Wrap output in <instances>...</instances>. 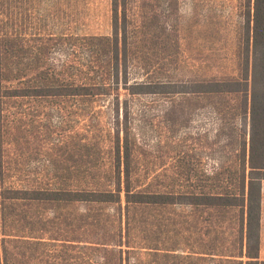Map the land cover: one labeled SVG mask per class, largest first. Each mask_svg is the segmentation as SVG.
Wrapping results in <instances>:
<instances>
[{
    "label": "rangeland",
    "instance_id": "1",
    "mask_svg": "<svg viewBox=\"0 0 264 264\" xmlns=\"http://www.w3.org/2000/svg\"><path fill=\"white\" fill-rule=\"evenodd\" d=\"M117 11L132 82L221 81L239 78L247 63L253 1L126 0ZM112 22L111 0H0V33L15 38L14 44L9 39L1 47L7 51L15 46L12 62L18 67L78 66L77 57L88 49L83 40L112 38ZM127 100L134 119L133 133L140 143L139 175L155 191L197 192L205 185V175L235 161L237 146L227 144L236 142L235 136L228 134L232 127L242 125L237 118L239 98L200 95L189 101L177 99L175 111L168 109L170 100L161 96ZM73 102L43 105V110L34 107L30 118L34 123L27 138L4 147L8 155L3 174L6 185H75L83 153L78 143L87 136L86 141L97 144L100 152L95 160L96 174L101 175L109 162L110 113L98 112V105L95 110L88 107L86 112L95 113L88 119L95 127L87 130ZM21 106L26 109L31 104L23 102ZM230 107L238 110L235 119ZM3 215L0 239L2 234L8 236L6 264L115 263V253L94 250L113 235L111 209L11 202L5 204ZM208 215V211L185 206L137 212L132 231V246L137 249L129 255V263L212 264L192 260V252L217 249L226 256L234 254L230 224H213L212 231L219 228L218 238L208 235ZM97 219L105 223L96 227ZM92 222L96 223L86 226ZM25 236L29 242L17 240ZM261 257L264 259V248ZM219 262L231 264L226 259Z\"/></svg>",
    "mask_w": 264,
    "mask_h": 264
},
{
    "label": "trees",
    "instance_id": "2",
    "mask_svg": "<svg viewBox=\"0 0 264 264\" xmlns=\"http://www.w3.org/2000/svg\"><path fill=\"white\" fill-rule=\"evenodd\" d=\"M111 1L113 37H90L83 40L88 49L77 57L81 62L78 66L41 65L32 69L30 66H14L15 46L4 51L1 43L11 39V44H14L15 38L0 33V224L4 225L5 222V204L11 202L76 204L91 209H111L114 211L113 221H110L113 235L104 239L105 243L96 244L94 250L105 255L115 253L114 264H130L129 255L137 249L132 246L135 214L158 207L185 206L209 212L205 219L209 228L208 235L212 233L218 238L219 228L212 231L211 225L228 222L235 239L234 254L226 256L217 249L197 250L192 252V260L212 264H220L219 260L222 259L231 264H264L258 256L261 183L264 181V0H249L253 1L252 29L247 42V63L241 69L239 78L191 82L157 80L148 83L132 82L129 79L131 68L128 65L127 42L126 37H121L119 33L117 14V9L125 5L126 0ZM200 95L240 99L237 118H240L243 127H232L228 134L232 138L235 136L236 142L227 144V147L233 144L237 146L233 151L235 161H229L228 165H221L210 175H205V185L197 192L155 191L154 186L143 183L139 175L140 143L133 133L134 119L127 99L161 96L170 100L168 109L175 111L178 107L175 102L177 99L189 101ZM61 101H74L77 104V111H80L87 130L95 127L88 120L95 113L86 112L88 107L95 110L98 105V112L110 113L112 126L108 137L109 162L105 170L97 176L98 163L95 156L100 152L97 144L86 141L87 136L78 143L83 153L80 152V173L74 181L75 185L68 182L40 188L6 185L3 180L7 162L4 160L8 157L4 151L5 145L27 138L25 136L30 134L31 123H34L30 120L34 107L43 110V105ZM23 102L31 106L26 109L20 107ZM237 109L230 107V111L234 112L231 117L237 116ZM16 133H20L18 139ZM213 217H216L215 221ZM95 223H86V226ZM104 223L97 219L96 227ZM1 236L0 264H6L5 238L8 236ZM17 240L29 242L26 236ZM107 246H112L111 250ZM102 264L108 263L105 261Z\"/></svg>",
    "mask_w": 264,
    "mask_h": 264
},
{
    "label": "crops",
    "instance_id": "3",
    "mask_svg": "<svg viewBox=\"0 0 264 264\" xmlns=\"http://www.w3.org/2000/svg\"><path fill=\"white\" fill-rule=\"evenodd\" d=\"M260 247H259V260L264 262L262 259V252L264 248V181L261 183V205H260Z\"/></svg>",
    "mask_w": 264,
    "mask_h": 264
}]
</instances>
